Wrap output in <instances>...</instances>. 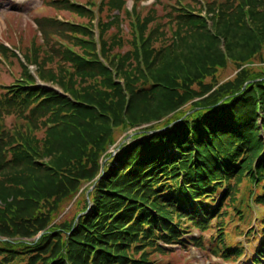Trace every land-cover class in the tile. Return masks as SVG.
I'll list each match as a JSON object with an SVG mask.
<instances>
[{"label":"trees","instance_id":"trees-1","mask_svg":"<svg viewBox=\"0 0 264 264\" xmlns=\"http://www.w3.org/2000/svg\"><path fill=\"white\" fill-rule=\"evenodd\" d=\"M254 2L264 8V0H240L239 6L227 0L224 5H208L209 18L181 12L169 26H175L176 40L180 25L173 23L186 19L181 22L187 31L180 37V47L152 60L147 43L153 39L145 37L146 25L136 26L128 56L144 60L135 71L146 87H135L137 81L124 69V57L110 64L116 76L124 78L121 84L98 55L87 61L68 48L53 53L61 62L62 76L41 64L38 70L43 82L62 91L40 86L26 68L23 79L8 88L0 86V236L35 237L74 197L83 180L97 182L89 197L90 212L66 227L70 233L44 231L32 243H22L27 252H34L25 264H149L130 253L147 248L163 252L169 245L203 248L201 236L191 237V227L209 230L214 220L218 221L214 253L234 261L244 254L240 247H227L226 224L220 217L227 215L223 205L233 198L232 192L240 193L233 182L246 176V205L238 202L234 210L244 218L250 202L264 205V71L255 78L242 68L220 99L204 78L228 61L240 67L262 55L264 10L250 13V19L236 18L246 14L241 3ZM87 10L78 13L85 15ZM220 39L226 44L224 52ZM185 42L208 52L187 56L182 51ZM100 44L107 60L106 44L102 39ZM80 45L96 49L94 40ZM96 76L102 77L103 87H78ZM196 84L202 93L193 89ZM199 96L203 100L185 118L178 114ZM7 115H16L22 123L8 129ZM169 115L175 117L171 123L152 126ZM125 124L148 126L101 171L99 159L112 143V129ZM42 130L44 138L39 140ZM261 219L255 264L264 260V216ZM5 244L0 242V253L9 251L1 247ZM0 264L17 263L6 256Z\"/></svg>","mask_w":264,"mask_h":264},{"label":"rangeland","instance_id":"rangeland-1","mask_svg":"<svg viewBox=\"0 0 264 264\" xmlns=\"http://www.w3.org/2000/svg\"><path fill=\"white\" fill-rule=\"evenodd\" d=\"M233 1L236 2L235 6L240 5V0ZM226 2L227 0H0V86L8 88L23 79L24 72L27 69L40 86L54 87L58 91H62L55 84L52 86L49 82H43L38 77V70L39 64H41L46 69H53L58 76H62V72L59 73L60 69L58 67L61 62L55 57V54L59 50L68 48L87 61L95 60V55H98L99 60L112 70L113 76L117 77V81L121 82V84H123L124 78L118 74L116 76L115 71H113L114 66H111V68L110 64L117 62L118 57H124V69L137 81L135 87L139 88L142 84L146 87L148 86L146 81L141 79L138 72L135 71L137 63L141 62L143 64L144 60L141 59L139 61V58H135L133 55L128 56L133 50V31L136 26L146 25L145 37L153 39L152 42L147 43L148 57L152 60L158 55V58L161 57L165 51H170L169 49L173 47H180V37L187 31L186 26L181 22L186 21V19L173 23V25H180V27L178 26L180 35L176 40H174L172 34L176 30L175 26L172 28H169V26L174 19L181 15V12L182 14L190 13L191 15L209 18L212 17V13L208 11V5L212 3L224 5ZM241 5L246 14L245 16L244 14H239L236 17L239 20L242 18L250 19V13L256 14L264 10V8H259L256 2L250 6L242 3ZM82 8L88 9L85 15L78 13V9ZM251 8H254L253 12H247ZM186 9L189 11H185ZM208 24L211 27L212 23L209 22ZM67 25L75 26L77 31L87 30L91 35L69 31ZM101 39L102 43L106 44V50L110 54L107 60L101 53ZM93 40L96 43L95 50H86L80 45V41L90 42ZM220 42L221 50L224 52L226 44L223 39H220ZM183 49L186 51L185 54L187 56L208 52L199 46L194 48L192 42H185L182 46V51ZM54 51L55 54H53ZM149 52L151 56H149ZM261 54L240 67L234 62L228 61L225 68L215 72L214 76L212 74L205 75L204 80L207 84H213V90L219 92L218 96L220 99L221 94L227 91L225 89L228 88V84L242 68L246 69L247 73L253 74L251 77L255 78H257L258 73L264 71V47ZM65 66L71 65L66 62ZM101 79L102 77L99 76L94 79L88 78L85 81H81V86L78 87L100 86L102 84ZM253 81L255 79L247 80L245 84H250ZM100 87H103V85ZM192 87L200 93L204 91L198 84ZM1 92L2 90L0 89ZM203 98L201 96L196 97L191 102L183 105L178 114L185 118L192 109H195V103L197 105ZM227 98L229 97L226 96L220 101H225ZM174 118L171 115L165 116L160 122H154L151 125H156V127L163 126L171 123ZM4 122L8 129H12L22 123V120L17 118L16 115H7ZM146 126L148 125L132 126L125 124L122 127H114L112 129V143L108 144L107 150L99 159L101 171H103L104 165L110 163L117 152L122 147L125 148V146L129 145L131 142L129 140L142 133ZM44 134V130L38 132V139L42 140ZM246 179L247 176L240 182H233L234 187L240 189V193L232 192L233 198L230 197L223 205L225 206L224 213L227 212V215L220 217L221 220H225L226 224L225 232L228 233V238L225 242L227 247L233 249L240 247L244 252V255L239 260L234 261L233 257L227 259L222 254L216 255L214 253L216 246H218V239H214L218 237L217 220L212 222V227L209 230L200 231L195 227H191V237L201 236L204 244L203 248L190 245L189 249H180L169 245L166 246V250L163 252L158 251L156 248H147L140 251L135 250L130 253V256L136 260H146L149 264H251L249 260L250 253L258 249L262 240L259 233L261 218L264 216V205L250 202L249 207H244V218L239 213H236L234 206L236 207L238 202H245L246 205V200L248 199V189L245 186ZM96 183L92 180H83L74 197L62 204L50 224L35 237L8 238L0 236L2 244L8 243L1 245V247L9 250H3L0 253V259L7 256L8 260H15L17 264H25L29 255L34 252H27L23 248L22 243H32L44 231H50L52 235L61 233L62 236L65 233H70L66 227L69 225L70 227L74 226L83 213L88 214L90 212L92 205L89 197ZM249 189H252L251 185ZM58 226L62 227L58 229ZM253 259L254 254L251 256V260ZM261 264H264V262Z\"/></svg>","mask_w":264,"mask_h":264},{"label":"bare ground","instance_id":"bare-ground-1","mask_svg":"<svg viewBox=\"0 0 264 264\" xmlns=\"http://www.w3.org/2000/svg\"><path fill=\"white\" fill-rule=\"evenodd\" d=\"M161 129V128H160ZM156 130H158V129H156Z\"/></svg>","mask_w":264,"mask_h":264}]
</instances>
